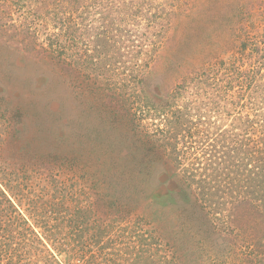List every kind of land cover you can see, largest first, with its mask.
Listing matches in <instances>:
<instances>
[{"label": "rangeland", "instance_id": "rangeland-1", "mask_svg": "<svg viewBox=\"0 0 264 264\" xmlns=\"http://www.w3.org/2000/svg\"><path fill=\"white\" fill-rule=\"evenodd\" d=\"M256 32L264 0H0V186L20 202L0 204V264H264L250 206L152 201L183 175L152 167L140 140L160 123L148 99L197 131L219 120L229 105L197 82L230 76Z\"/></svg>", "mask_w": 264, "mask_h": 264}, {"label": "trees", "instance_id": "trees-1", "mask_svg": "<svg viewBox=\"0 0 264 264\" xmlns=\"http://www.w3.org/2000/svg\"><path fill=\"white\" fill-rule=\"evenodd\" d=\"M160 27H163L162 24H159ZM136 38L139 36L132 38V43ZM241 52V56L237 57L238 60L231 66L230 76H227L224 70L222 76L216 69L210 68L207 78L203 76L197 82V85L201 84L209 92L210 102L214 103L218 95L223 98L226 104L224 107L229 105L230 108H223L226 110L224 113L217 105L216 113H221L219 120L210 121L205 132L197 131L198 122L185 123L182 112H173V103L169 106L148 99L145 100L149 110L146 118L159 120L160 123L156 125L154 136L143 132L140 140L143 149L156 158L155 162L150 163L152 167L164 172L172 168L174 174L169 175L171 177L177 176L178 169L183 175L178 179L177 190L169 191L166 196L158 197L161 199L152 201L161 203V206L166 204L170 207H180L183 212L191 208L194 212H203L205 203V207L210 209L212 206H218L217 211L221 213L225 211L227 201H232L235 203L232 206H250L252 213L262 216L260 223L264 225V32L249 35L241 44ZM132 78L138 79L139 76L134 77L133 73ZM236 83L240 90L234 93L232 101L227 104L226 90L232 89ZM229 112L235 113L234 122L237 126L228 125ZM136 126L139 127L138 122ZM182 133L185 141L181 140ZM137 138L138 136H135L136 142ZM199 152L207 161L203 170L198 163H191L188 168L182 167L184 162H190ZM214 176L237 177L223 178L219 182L221 184L216 187L211 179ZM239 176L246 178L239 180ZM9 193H12L13 197ZM14 199L18 200L11 188L0 186V204L13 208L16 213V205L20 202L17 201L16 204ZM166 205L165 207H168ZM249 243V248L256 256L260 254L264 261V234L253 233Z\"/></svg>", "mask_w": 264, "mask_h": 264}]
</instances>
